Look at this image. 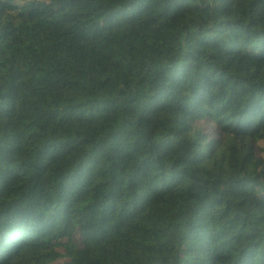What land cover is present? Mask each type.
<instances>
[{"label":"trees","instance_id":"obj_1","mask_svg":"<svg viewBox=\"0 0 264 264\" xmlns=\"http://www.w3.org/2000/svg\"><path fill=\"white\" fill-rule=\"evenodd\" d=\"M264 264V0H0V264Z\"/></svg>","mask_w":264,"mask_h":264},{"label":"rangeland","instance_id":"obj_2","mask_svg":"<svg viewBox=\"0 0 264 264\" xmlns=\"http://www.w3.org/2000/svg\"><path fill=\"white\" fill-rule=\"evenodd\" d=\"M58 250L60 252V255L58 257V260L54 264H62L67 260L65 252L63 251L64 249L62 247H59Z\"/></svg>","mask_w":264,"mask_h":264}]
</instances>
